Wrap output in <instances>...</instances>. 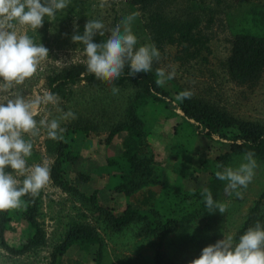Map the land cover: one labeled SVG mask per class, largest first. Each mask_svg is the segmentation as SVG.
I'll return each mask as SVG.
<instances>
[{"label":"rangeland","instance_id":"374dc122","mask_svg":"<svg viewBox=\"0 0 264 264\" xmlns=\"http://www.w3.org/2000/svg\"><path fill=\"white\" fill-rule=\"evenodd\" d=\"M252 5H264V0H158L147 8L134 5L132 0H67L66 8L58 11L51 21L45 17L39 29L32 30L17 25L19 32H27L36 43L44 44L49 49V54L40 61L37 72L31 78L8 86L0 83V99L14 94H22L26 98L43 95L50 92V76L74 66L86 67L83 45L73 42L71 37L76 32L83 33L88 19L101 17L105 21V28L110 29L122 18L135 14L132 27L138 37V46L154 44L149 28L154 18L160 16L178 21L191 19L198 22L199 29L208 40V49L198 59L182 64L176 59L178 49L175 45H164L162 48L155 45L161 55L154 60L152 72L156 73L158 68L175 70V77L163 83L167 90L173 92V85H177L194 99L208 103L239 120L264 125V72L255 82L238 84L230 78L227 70L234 44L229 20ZM108 34V30L103 34L97 31L95 38L100 39ZM108 88L100 91L101 89H90L84 85L76 86L72 89L73 94L70 91L66 98L57 96L55 104L43 106L36 119H57L61 128L80 117L97 116L104 105H107V116L115 123L120 115L118 109L126 104L131 93L122 89L113 93ZM157 113L159 112L151 110L145 112V118L151 120L152 126H155L152 120L159 118ZM174 119L177 126L185 124L178 117ZM185 125L178 128L175 139L179 148L172 152L184 160V165H179L180 188L174 192L179 194L207 183L216 170L217 158L230 150L229 145L211 141L195 133L188 124ZM38 128L34 137L25 134L33 142L32 154L27 162L31 166L46 160L50 168L54 159L45 144L47 128L40 125ZM76 142L89 154L90 151L97 154L102 148L100 139L94 136L88 138V143ZM154 153L157 154L155 150ZM32 156H36V160ZM242 158L243 155L235 156L229 165L238 166ZM256 161L253 179L246 187L239 189L240 195L237 196L235 192L226 193L220 201L225 205L224 213L219 210L208 211L200 221L180 227L164 241L160 250L165 255L167 264H189L200 256L205 246L224 236H231L233 242H236L245 226H253L258 220L264 223V199H261L264 194V161L257 158ZM18 179L22 180L23 176ZM45 186H51L50 181ZM52 195L55 196L56 193ZM65 199L63 197L62 200ZM56 200L54 197L51 200L46 198L40 209L38 222L47 234L42 247L20 255L11 251L10 247L21 248L31 236L29 226L17 218H14L10 229L3 236L0 231V264H52L53 253L65 241L70 223L76 221L93 225L100 231L107 249L104 264H155L159 244L157 238H140L132 227L113 233L84 204L74 203L69 199L66 203ZM86 263L94 264V250L87 256Z\"/></svg>","mask_w":264,"mask_h":264},{"label":"trees","instance_id":"16d2710c","mask_svg":"<svg viewBox=\"0 0 264 264\" xmlns=\"http://www.w3.org/2000/svg\"><path fill=\"white\" fill-rule=\"evenodd\" d=\"M157 1L132 0L134 5L144 8L154 5ZM233 20H229L234 44L227 63L228 75L238 84L252 83L264 72V5H252ZM151 21L149 28L154 45L159 48L175 45L178 49L176 59L182 64L198 59L208 49V40L199 29L197 21H178L160 16ZM157 79L156 73L152 71L132 76L125 66L121 76L109 83L105 78L88 71L85 66H74L50 76L48 87L56 97L64 98L73 94L72 89L79 85L101 89L100 91H104L106 87H109L107 90H112L115 86L131 93V97L123 105L125 121L107 130L108 135L104 142L108 165L113 170V175L120 178L114 191L127 197L145 186L157 184L151 177L155 164L154 154L147 140L149 132L138 115L140 107L150 102L164 105L173 114L181 115L183 121L195 133L211 141L229 145V152L217 158L216 170L212 172L207 183L181 194L173 192L163 194L157 199L152 198L154 200L149 201L148 210H141L129 204L122 214H116L99 204L96 195L89 198L88 201L93 205L91 213L104 223L108 231L116 233L132 227L140 238H157L159 244L155 264H167L165 255L160 250L164 241L180 227L200 221L208 212L205 189L210 190L218 201L224 198L226 181L216 177L215 173L220 170L218 166H228L235 156L249 151L255 154V158L264 161V125L239 120L190 95H181L185 91L177 85H173L171 92L163 84H158ZM108 112L107 105H104L97 116L80 117L74 123L62 126V138L52 139L47 136L46 148L56 158L51 169V178L57 186L67 191H71L74 186L67 179L64 165L79 158L78 153L73 150L75 134L88 136L93 132L97 133L101 124L108 125ZM120 136H124L122 153L115 155V140ZM32 157L36 160V156ZM33 158L31 160H34ZM21 199L20 206L0 210L2 236L10 229L14 218L29 226L31 236L23 246L19 249L10 247L11 251L18 255L42 247L47 235L38 222L43 192L40 190L37 195L25 194ZM261 199H264V194ZM248 228L245 226L239 236ZM93 250L94 264H104L107 249L100 231L84 222L70 223L65 241L53 253L52 264H87L86 258Z\"/></svg>","mask_w":264,"mask_h":264},{"label":"clouds","instance_id":"9594fccd","mask_svg":"<svg viewBox=\"0 0 264 264\" xmlns=\"http://www.w3.org/2000/svg\"><path fill=\"white\" fill-rule=\"evenodd\" d=\"M66 6L67 0H0V83L8 86L31 78L37 72L40 61L49 54L44 44L36 43L27 32H19L17 25L39 29L45 17L51 21ZM134 16L131 14L122 18L110 29L105 28L103 18L93 17L85 23L82 34L76 32L72 35L73 42L83 45L88 71L109 83L121 76L125 66L132 76L152 71L153 62L159 59L161 53L154 44L138 46V37L132 27ZM106 30L110 34L95 38L97 31L103 34ZM156 75L157 83L163 84L175 77V70L158 68ZM112 91L117 93L119 89L113 86ZM50 103H56L52 92L32 98L14 94L0 99V210L20 206L25 194L37 195L50 179L46 160L28 165L27 158L32 154L33 142L25 136L37 135L40 125L47 128L49 138H62L63 129L57 119H36L43 106ZM256 166L255 154L249 151L243 154L238 166L220 165L215 175L226 181V193L235 192L239 196V189L253 179ZM19 176L23 179H18ZM205 193L207 211L224 213L225 205L214 199L210 190L205 189ZM189 264H264V223L258 220L236 242L231 236H224L205 246L200 256Z\"/></svg>","mask_w":264,"mask_h":264},{"label":"crops","instance_id":"0c3cea01","mask_svg":"<svg viewBox=\"0 0 264 264\" xmlns=\"http://www.w3.org/2000/svg\"><path fill=\"white\" fill-rule=\"evenodd\" d=\"M164 107V105L159 103L150 102L138 110V115L149 132L147 140L154 154L153 158L155 161L151 177L156 180L157 184L145 186L130 197L114 191V187L120 182V178L119 176L113 175V170L108 165L107 149L104 142L108 135L107 130L125 121L124 112H121L123 111V107H120L119 119L115 123L108 120L109 127L106 124H101V128L97 130V133L93 132L88 136L75 134L73 150L78 153L79 158L72 163H66L64 165L67 172V179L74 185L71 191L64 190L53 182L51 169L56 158L52 155L54 161L50 167L49 179L51 186H44L41 189L43 192V201L46 198L51 200L54 197L55 200L59 199V202L61 200V203H66V200L69 199L71 202L74 201V203L84 204L85 208L91 212L93 205L88 200L96 195L99 204L109 208L116 214H122L129 204L141 210H148L150 200L153 201L154 199L160 198L163 194H170L177 191L180 188L179 181L181 179V168L179 165H184V160L181 159V156L175 153L173 154L172 152L179 148L177 140L175 139L177 138L178 128H183L181 125H187V123L183 121L180 114V116L173 114L169 109ZM146 110L159 112L157 113L159 114V118L152 120L155 126L151 125L150 119L147 120L145 118ZM173 115L176 118H180L185 124L181 123L177 126ZM101 130L103 132H100ZM91 136L98 137L101 141L102 148L97 154H93L91 151L89 154L88 151H83L81 145L76 144V141L88 143V138ZM123 138L124 136H120L115 140L117 147L115 155L122 153ZM154 150L157 154L154 153ZM54 192L56 193L55 196L52 195ZM63 197L66 199L62 200Z\"/></svg>","mask_w":264,"mask_h":264}]
</instances>
